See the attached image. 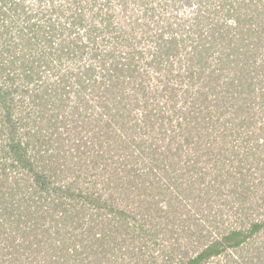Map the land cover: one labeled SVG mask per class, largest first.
Returning a JSON list of instances; mask_svg holds the SVG:
<instances>
[{
    "label": "trees",
    "instance_id": "trees-1",
    "mask_svg": "<svg viewBox=\"0 0 264 264\" xmlns=\"http://www.w3.org/2000/svg\"><path fill=\"white\" fill-rule=\"evenodd\" d=\"M175 262L264 264V0H0V264Z\"/></svg>",
    "mask_w": 264,
    "mask_h": 264
},
{
    "label": "rangeland",
    "instance_id": "rangeland-1",
    "mask_svg": "<svg viewBox=\"0 0 264 264\" xmlns=\"http://www.w3.org/2000/svg\"><path fill=\"white\" fill-rule=\"evenodd\" d=\"M217 204H215L214 206H216ZM164 243H165V241H163ZM163 243V244H164ZM166 244H168V243H166ZM183 247H185V244H183ZM170 249V248H169ZM169 249H167V250H169ZM175 251H179V250H175ZM180 252V251H179ZM163 256H159V257H157L156 259H158V263H160L163 259ZM126 261H127V259H125ZM120 263V262H119ZM127 263H128V261H127ZM116 264V263H115ZM174 264H178L177 262H175Z\"/></svg>",
    "mask_w": 264,
    "mask_h": 264
}]
</instances>
